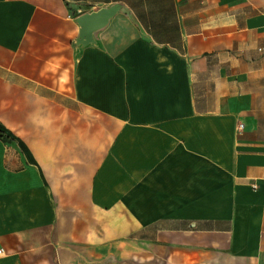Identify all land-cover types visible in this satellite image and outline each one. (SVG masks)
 Listing matches in <instances>:
<instances>
[{"label":"crops","instance_id":"0c3cea01","mask_svg":"<svg viewBox=\"0 0 264 264\" xmlns=\"http://www.w3.org/2000/svg\"><path fill=\"white\" fill-rule=\"evenodd\" d=\"M0 131V264H264V0H0Z\"/></svg>","mask_w":264,"mask_h":264},{"label":"water","instance_id":"95a60500","mask_svg":"<svg viewBox=\"0 0 264 264\" xmlns=\"http://www.w3.org/2000/svg\"><path fill=\"white\" fill-rule=\"evenodd\" d=\"M113 13V9H101L80 15L77 18V23L81 27L82 42L91 41L93 32L106 25Z\"/></svg>","mask_w":264,"mask_h":264},{"label":"trees","instance_id":"16d2710c","mask_svg":"<svg viewBox=\"0 0 264 264\" xmlns=\"http://www.w3.org/2000/svg\"><path fill=\"white\" fill-rule=\"evenodd\" d=\"M0 140L7 142L10 140V138L7 137L3 132L0 131Z\"/></svg>","mask_w":264,"mask_h":264},{"label":"built area","instance_id":"2783aa9c","mask_svg":"<svg viewBox=\"0 0 264 264\" xmlns=\"http://www.w3.org/2000/svg\"><path fill=\"white\" fill-rule=\"evenodd\" d=\"M238 129H239V130H242V129H243V125H242V124H239V125H238ZM0 253H1V249H0Z\"/></svg>","mask_w":264,"mask_h":264},{"label":"rangeland","instance_id":"374dc122","mask_svg":"<svg viewBox=\"0 0 264 264\" xmlns=\"http://www.w3.org/2000/svg\"><path fill=\"white\" fill-rule=\"evenodd\" d=\"M148 203V202H147Z\"/></svg>","mask_w":264,"mask_h":264}]
</instances>
